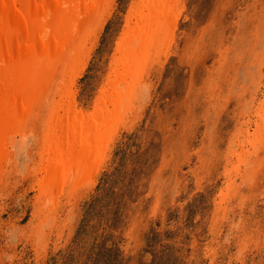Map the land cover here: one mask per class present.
Listing matches in <instances>:
<instances>
[{
    "label": "rangeland",
    "instance_id": "1",
    "mask_svg": "<svg viewBox=\"0 0 264 264\" xmlns=\"http://www.w3.org/2000/svg\"><path fill=\"white\" fill-rule=\"evenodd\" d=\"M134 1L111 4L69 87L76 112L93 111ZM177 4L172 41L134 82L97 175L42 211L32 185L44 109L33 117L0 182V264H264V134L244 157L254 166L233 173L229 157L251 117L242 106L264 100V0Z\"/></svg>",
    "mask_w": 264,
    "mask_h": 264
},
{
    "label": "bare ground",
    "instance_id": "2",
    "mask_svg": "<svg viewBox=\"0 0 264 264\" xmlns=\"http://www.w3.org/2000/svg\"><path fill=\"white\" fill-rule=\"evenodd\" d=\"M113 2L0 0V182L5 179L12 148L26 143L32 135L33 117L38 119L44 109L35 171L41 177L37 179L36 175L32 185L36 186L39 210L54 208L66 188H77L83 180L97 175L101 155L122 124L126 110L123 104L131 95L134 82L143 78L152 52L163 54L172 41L179 16L178 0L131 3L124 29L115 44L109 77L100 89L93 111L88 115L76 112L72 103L74 94L69 87L84 71ZM247 105L251 117L246 124L255 117V129L250 131L246 125L236 134L243 139H235L231 146L236 147L229 156L236 159V165L231 164L233 173L241 167L240 163L243 167L252 165L244 157L255 156L256 150L249 151L259 146L264 137V100L257 106L249 101L242 108L248 109ZM260 135L263 137L259 138ZM246 147H249L247 151ZM36 214L40 216V212Z\"/></svg>",
    "mask_w": 264,
    "mask_h": 264
}]
</instances>
